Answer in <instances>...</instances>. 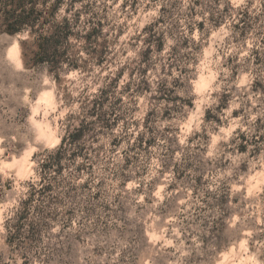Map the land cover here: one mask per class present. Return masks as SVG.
I'll return each instance as SVG.
<instances>
[{"label":"clouds","instance_id":"9594fccd","mask_svg":"<svg viewBox=\"0 0 264 264\" xmlns=\"http://www.w3.org/2000/svg\"><path fill=\"white\" fill-rule=\"evenodd\" d=\"M0 264H264V0H0Z\"/></svg>","mask_w":264,"mask_h":264}]
</instances>
